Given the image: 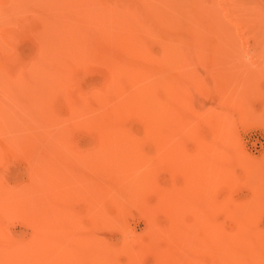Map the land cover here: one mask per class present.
Wrapping results in <instances>:
<instances>
[{
	"label": "rangeland",
	"instance_id": "374dc122",
	"mask_svg": "<svg viewBox=\"0 0 264 264\" xmlns=\"http://www.w3.org/2000/svg\"><path fill=\"white\" fill-rule=\"evenodd\" d=\"M121 8L134 9L127 11L134 12L131 23L152 17L159 29L147 39L149 26L138 25L143 51L156 53L159 44H165L179 53L180 64L166 61L152 71L167 85L160 96L172 120L190 125L188 136L171 135L168 155L146 140L142 147L139 144L141 149L104 148L99 145L100 132L91 126L103 115L96 98L105 86L121 82L130 88L136 83L120 79L114 68L120 60H139L130 49L133 45L125 44L132 37L126 34L123 42L115 24L109 23L113 20H105L106 11L119 14ZM62 11L72 20L87 16L94 24L90 28H97L82 40V51L78 46L63 53L55 30V18ZM161 32L168 36L167 43ZM69 112L78 118L70 119ZM126 128L124 133L143 130L137 120ZM53 133H66L65 140L45 141ZM50 142L58 147H50ZM49 147L53 159L46 153ZM137 160L146 163L139 166ZM127 161L137 167L112 173L114 166L128 165ZM145 167L151 173L144 178L151 181H142L156 185H135ZM262 169L264 0H80L67 8L61 0H0L4 254L10 256L14 245L30 241L36 226L49 220L47 240L55 244L47 252L51 264H208L209 253L200 247L206 244L208 229L255 233L264 228V212L253 218L240 210L256 194L250 179L264 175ZM32 174L44 180L36 181ZM26 193L41 196L33 203L37 213L15 203ZM223 202L237 206V218L226 214L220 207ZM176 219L180 224L174 227ZM185 228L193 230L186 244L190 246L178 255L175 236L182 235L179 230L188 234ZM260 255L264 261V249Z\"/></svg>",
	"mask_w": 264,
	"mask_h": 264
},
{
	"label": "bare ground",
	"instance_id": "6f19581e",
	"mask_svg": "<svg viewBox=\"0 0 264 264\" xmlns=\"http://www.w3.org/2000/svg\"><path fill=\"white\" fill-rule=\"evenodd\" d=\"M61 1L63 4H65L67 8V7H70V4L79 3L80 0H61ZM122 9L123 8L119 10V14H115V13L108 14V12L106 11L107 16L105 20L106 22H108L109 20H113V21H110L109 23L115 24L114 27L116 28L115 30L116 35L121 36V39L123 42H124V36L126 34L132 37V40H129V41L125 40V44L133 45L130 49H132L136 53V56L139 58V60L136 61V59H134L128 62L120 60L119 65L115 64L114 68L115 70H117L118 74L121 76L120 79H124V81L126 82L134 81L136 83L133 86L131 85L130 88L127 87L125 84H122L121 82H116V83L108 84L107 86H105L103 94H101V96H97L96 98L97 101L100 103V105L102 104L101 106H103V110H102L104 111L103 115L98 117V119H96L95 121H93L91 123V126H92V129L94 127L95 131L97 130L100 132L98 133L100 135L99 139L101 140L99 144L100 146H103V147L104 145L106 147L112 146L113 149L118 148L119 151H121L124 148H127V149L129 148L133 150V148L138 147V149H141L139 147V144H141V147H142L144 140H146V141H153L154 143H156L158 146H160L159 152L161 151L164 154L168 155L170 152L168 151V149L172 147L170 146L172 144L171 135H173L174 133L175 134L181 133V134H184V137L188 136L190 125L187 124L185 121L178 123V121L172 120L174 117L170 115L168 105L162 103V99L160 96V91L162 92V88L167 90V85L162 84V81H160L161 77L159 76V74L155 76L154 73H152V71H153L154 66H160L161 64L164 65V62L166 61L168 63L171 62L174 64H180L181 61H179L180 60L179 53L177 50L171 52L165 46V44L163 45L159 44L161 45L159 47L160 50H157L156 53L150 52L151 50H149V52L148 51L146 52L145 51L146 49H144L143 51L141 49L142 40L140 39L141 37L139 36L138 31H137L138 25L146 24V26H149L150 34L148 31H146V35H145V38L147 37V39L151 36V34H155V32L159 33V29L155 27L154 22L152 21L153 19L152 17H151L152 19L146 17L141 22H139V20H136L137 23L135 22L131 23L130 19L132 18V15L134 14V12L128 13L127 11L128 10L133 11L134 9L129 8L127 10L124 8V11ZM97 11L98 9H95L92 12L97 14ZM58 14L59 16L55 18V20H58V25H56L55 30L57 31L56 35H57L58 41L61 43V46L63 44L62 46L63 49L61 48L63 53L70 51V49L78 48V46H79L78 49L82 51V44H83L82 40L86 41L87 38L89 37V33H91V31H93L96 28V27L90 28L91 25H94L92 23V20H89V23H90L89 25V23L86 21L87 16L81 17V15H79L78 17H74L72 20L71 17H68L65 11H62V13L58 12ZM69 31L71 32L66 37V34ZM160 34L161 36L164 35L165 43H167L168 36H165V34H163L162 32ZM176 42L178 43L179 40H176ZM122 46H124V44ZM157 47L158 46H156L155 49H159ZM127 49L129 48L127 47ZM183 74H185V72H183ZM138 81H142V82H138ZM68 116L72 120L78 118V116L76 115V112H69ZM134 120L141 122L142 127H143L141 134L136 131H132V129L130 133L129 131H127L129 134H127V132L124 133L125 128L128 126V124L133 123ZM193 125L194 124H191V127ZM98 134H95V137H98L96 136ZM65 135L66 133L59 135V136L58 134L53 133L52 136L51 135L47 136L45 138V141H49L52 139L65 140ZM51 143L53 144L55 142H50L49 144L50 147H51ZM50 147L48 148V150L52 149ZM52 147L56 148L58 146L57 145L54 146L53 144ZM206 149L207 148H205V150ZM100 151H103V150H100ZM167 151L168 153H165ZM50 152L51 150L47 151L46 153L47 155H49L50 158L53 159L54 156L51 157ZM108 152H109V149H108ZM134 152L135 150L133 151V153ZM178 152H180V150H177V153ZM196 155L201 156L200 154H196ZM50 160L51 159H49L48 161ZM141 160H139V162L137 160L138 163L135 162V164L142 166V164H139V163H143ZM48 161H43V162L49 163ZM52 162L54 161H50V163ZM130 163H128V165L123 164L125 165L124 167L122 164H121L122 167H120L119 164L116 165L118 166L117 168L115 166L114 168L111 166H108V167L113 168L112 173L116 171L117 173L118 171L120 172V170H117L120 168H123L121 170H124V169L130 170L131 167H137L135 166V164L131 165ZM127 166L128 168H126ZM104 167H107V165H105ZM39 169L44 170V168H39ZM134 169L139 170V167L138 169L137 168H134ZM144 169H145L144 171L146 172L145 173L143 171L145 175L142 173L141 175L142 177L137 178L135 185H138V183H140L142 180L144 181L145 180L144 176H147V174L151 173V172H148L147 167H145ZM37 170L38 169H35V171ZM221 171H222V174H224L223 168L221 169ZM130 172L135 173L134 171H130ZM260 172L264 174V171H260ZM38 173L41 174L42 172L41 171L39 172L38 170ZM36 174L37 173L35 172V175ZM42 174L41 176H43ZM33 175L34 174H32V176ZM201 176H204V174H201ZM148 177L150 178V175H148ZM255 177H251L250 180L252 183L251 185H255V187L257 188V192L256 194H254V197L250 203L241 205L240 207L241 212L244 215H246V217H253V218H255L254 216H256L258 212H264V175H260L256 179ZM35 178L36 177H34V179ZM202 178L204 180L208 179L207 176L202 177ZM138 179H139V182H138ZM42 180H37L36 178V181L41 182ZM147 180L149 179L146 177L145 182H147ZM143 181L141 183L142 185L144 183ZM44 182L45 181H43V183L41 184L46 185V183ZM47 182L49 181L47 180ZM149 183L151 182H148V184ZM148 184H145V185H148ZM151 185H156V182L151 183ZM27 194L28 193L23 194L24 196L16 197L17 202L15 203H18L20 205L23 204L24 209L26 211H29V213L30 211H34L35 213H37V211L33 209L34 208L33 203L37 199L40 201L41 196L32 197V196H29L30 194L29 195ZM163 206L165 210L169 211L170 207L167 204H164ZM220 207H222L225 210L226 214H228L229 216H233L234 218H237V215H235L236 213H238V210L236 209L237 206L230 208L229 206L225 205V202H223L220 205ZM174 209L176 210V208ZM48 210L50 211L49 208ZM179 210L181 209L179 208L178 211ZM238 216L240 217L241 215L238 214ZM31 217H34V215L33 216L31 215ZM178 219H176V221L174 222V227L179 226L180 221H178ZM31 220L33 219L31 218ZM50 225H51V222L48 220L46 221L45 224L36 226V233H34L33 238L30 241H28L26 244L14 245L12 248V251L9 252L10 256L7 254H4L0 250V264H14V262H11L9 258H15L17 260L15 264H51V260L49 259L47 252H49L50 247L54 246L55 244L54 245L53 243L50 245L48 244L47 236L50 230L49 228ZM188 230L189 229H186V231L189 234V235L186 234L187 236L183 234L185 231L182 233V231L179 230V232H181L182 234L179 237V239H177L178 236H175L176 234L175 232H174L175 234L172 233L175 237H177L175 238L176 240L175 243H177V245H175V247L173 246V249L175 250L176 253H178V255L186 254V250H187L186 248L190 246V244L189 245H186V244L188 243V241L189 242L191 241L190 239H188V237L190 236L191 231L193 232V230L192 229L191 231H188ZM206 235H207L205 236L207 237V239H205L206 244L204 243L205 246L201 245L200 247L203 250L205 247V252L209 253L208 261H210V263L208 264H264V261H262L261 255H260L261 250L264 249V228H262V230L260 231L257 229L255 233L254 231L253 233H250V232L228 233L223 230L219 231L212 227L208 229V232ZM191 252L193 253L195 252V250H192L188 253L190 254ZM193 255H195V253ZM210 255L212 256L211 260H210V257H211ZM177 261L178 263L180 262L179 258Z\"/></svg>",
	"mask_w": 264,
	"mask_h": 264
}]
</instances>
